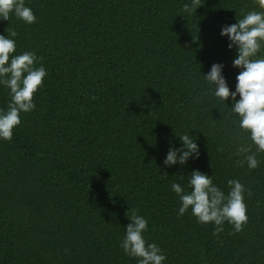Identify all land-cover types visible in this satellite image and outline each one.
<instances>
[{
	"label": "trees",
	"instance_id": "16d2710c",
	"mask_svg": "<svg viewBox=\"0 0 264 264\" xmlns=\"http://www.w3.org/2000/svg\"><path fill=\"white\" fill-rule=\"evenodd\" d=\"M185 3L25 0L36 23L14 12L0 19L13 55L34 52L47 71L35 110L21 113L12 142L0 139V264H138L121 248L132 210L147 219L144 239L162 250L163 264H264V153L257 169L237 165L250 134L231 97H215L204 76L222 64L236 90L237 50L221 30L264 10L255 0H201L189 14ZM9 102L0 85V109ZM184 134L199 158L165 166ZM195 170L225 195L230 179L241 182L243 231L225 222L214 235L216 225L199 223L191 208L179 214L171 185L190 192Z\"/></svg>",
	"mask_w": 264,
	"mask_h": 264
},
{
	"label": "clouds",
	"instance_id": "9594fccd",
	"mask_svg": "<svg viewBox=\"0 0 264 264\" xmlns=\"http://www.w3.org/2000/svg\"><path fill=\"white\" fill-rule=\"evenodd\" d=\"M255 2L264 10V0ZM201 5V0H191V4L183 5L182 11L191 14ZM13 12L26 24L37 22L31 8L25 6V0H0V19L9 21L10 13ZM220 34L228 37L230 50L233 47L237 50V56L232 61L233 67L241 69L236 77V90L230 91L222 75V64H213L210 72L204 76L215 86V97L224 102L231 97L232 112L239 117V128L250 134L252 142L237 149L236 154L243 156V159L236 163L241 167L246 163L249 170H254L260 165L257 154L264 153V58H256L264 46V11L247 12L236 23L223 26ZM8 35L16 37L17 33L12 30ZM16 48L15 39L0 35V85L10 89L8 108L6 111L0 109V139L8 142H12L14 128L21 124V113L27 114L35 110L34 96L43 87L47 76L42 65L36 67L38 57L34 52L25 51L14 56ZM179 138L183 147L169 149L164 160L165 166L185 165L189 158H199V147L194 139L188 134ZM253 145L256 146L255 151ZM189 185L190 192H185L179 183L171 185L172 191L181 201V216L191 208L192 215L199 223L216 225L214 235L224 230L225 222L233 225L235 233L243 231L249 217L244 202L245 188L239 180L228 181L230 191L225 195L213 183L210 175L195 170L191 173ZM128 218L131 223L126 226L121 242L124 253L137 258L138 264H163L166 256L162 250L155 243L148 244L144 239L143 233L148 230L147 219L138 215L136 210H132Z\"/></svg>",
	"mask_w": 264,
	"mask_h": 264
}]
</instances>
